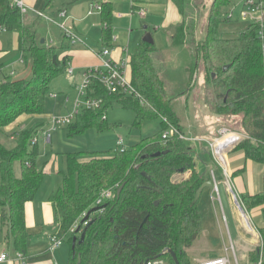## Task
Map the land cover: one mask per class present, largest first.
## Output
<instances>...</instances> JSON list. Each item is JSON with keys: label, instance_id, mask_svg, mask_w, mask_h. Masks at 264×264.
<instances>
[{"label": "trees", "instance_id": "obj_1", "mask_svg": "<svg viewBox=\"0 0 264 264\" xmlns=\"http://www.w3.org/2000/svg\"><path fill=\"white\" fill-rule=\"evenodd\" d=\"M52 1L46 0L44 11ZM76 1L62 4L58 12ZM91 1L101 6L99 18L104 27L100 45L109 47L113 36L112 3ZM171 1L182 20L173 29L170 45L193 58L186 68L187 82L179 96L185 95L198 74L203 73V81L215 98L214 113L240 118L239 131L244 139L235 150L243 151L246 160L262 165L263 188L255 195H241L239 200L247 213L260 209L264 218V71L255 30L245 27L235 36H223L222 26L233 22L227 21L224 8L235 0H213L203 38L198 41L194 23L198 0ZM41 20L36 16L26 24L10 0H0V32L16 34L19 57L30 67L27 78L5 77L0 82V224L12 251L21 255L26 253L28 237L26 206L35 200L45 179V173L37 167L38 143L32 144V139L41 135L43 125L36 123L11 132L6 129L22 116L43 115L50 84L64 75L69 66V58L60 54L67 46L46 44L38 34L36 26ZM156 51L154 43L141 42L130 56L131 85L139 98L110 94L98 80H92L87 98L101 99L99 108L81 109L72 124L64 127L69 137L91 129L105 131L107 110L113 103L134 113V128L152 120L161 124L158 134L141 138L124 150L116 148L106 155H64L66 171L49 202L62 236L77 226L67 240L71 250L66 264H145L155 259L175 264L166 254L169 250L175 253L178 264H192L186 249L203 230L198 206L203 192L196 204L192 205V201L208 180L207 164L213 162V157L207 143L197 152L189 141L179 138L185 137L183 126L151 59ZM169 126L177 134L163 140L162 134ZM86 156L89 159L82 160ZM243 172L244 169L235 171L232 178ZM107 190L113 191L112 198L96 204ZM86 215L88 219L82 221ZM82 233L84 239L80 242ZM258 233L261 248L248 257L250 263L261 260L264 264V225Z\"/></svg>", "mask_w": 264, "mask_h": 264}, {"label": "crops", "instance_id": "obj_2", "mask_svg": "<svg viewBox=\"0 0 264 264\" xmlns=\"http://www.w3.org/2000/svg\"><path fill=\"white\" fill-rule=\"evenodd\" d=\"M22 1L25 6L33 11L35 9L40 10L45 3V0ZM68 1L69 0H53V3L55 5L54 10H52L51 6L49 9L45 10L49 14H47L44 9L43 12L41 11V13H43L47 19H51L53 20V22H57V24H59V26H56L58 28L53 29L52 31L46 29L43 37H48L49 42L52 45L67 46L64 51L60 52V54L62 57L67 56L69 58L68 68L72 67L74 69L72 77L76 74V78L75 80H72L70 84L75 88V90L76 86L81 81V75L84 70L89 67L100 65V58L97 55L103 48H109V57L112 61L117 63H127L129 62L130 56L135 51L136 47L141 42H143V38L146 34L151 35L152 42L154 43L156 49L162 50L160 39V35H162V33H160V30L172 29L173 31V29L178 24H180L182 20L177 11V8L174 4H172L171 0H104L107 2H111L113 6V36L111 45L109 47H102L100 45V38L104 26L100 22V12H94L90 15L88 14L90 12V7L93 5L92 1L78 0L70 5L65 6L62 11L58 12V8ZM173 7L175 10H173ZM138 10H143L145 12L144 17L141 18L137 15ZM61 12L65 13L63 17L60 16ZM27 16L33 21L36 19V16H33L32 12H29ZM138 21H140V23H137ZM65 30L69 31L72 37H67L65 35ZM152 30L154 31L153 33ZM1 32L0 61L4 57H8L10 55L9 51L6 50V47L8 46H10L11 49H14L11 54L14 52V57H17V55L19 54L16 53V34L8 33L10 34V36H3L7 32ZM171 36L172 34H170L168 38L170 47H172L170 45ZM132 47L134 48L133 50H131ZM10 66L11 70L14 72L12 76H15V80L25 79L30 73L29 65L23 62L20 57L18 58V60L15 58L14 61H11ZM128 66L129 65H127L126 68ZM197 80H199V78ZM182 90H180L179 92H182ZM188 93H191V91H189ZM182 97H185V95H183ZM189 98L190 95L183 99V106L186 109L185 123H187L188 127L192 131L197 132V134L199 133L196 136H190V139L201 137L212 138L216 134V130L213 131V128L210 127V125L215 124L216 121L220 119V116L216 115L215 113L205 112L204 110L199 109L198 106L195 109L192 108L190 110V113H188L187 109L190 108L188 106V101L190 100ZM189 115H191L194 122H197H190ZM23 120H25L24 124L26 122L29 123L33 121L32 123H29L30 125L42 123V120L45 121V124H47L48 122V120L46 122V118H44L43 115L22 116L18 118L14 124L8 127L6 129V132L31 127L20 126L19 122ZM17 123L18 126H15L17 125ZM180 124H183L181 122V119ZM218 126L220 127V125ZM208 129L209 133H206ZM40 130L45 131L47 130V128L43 125ZM235 134H237V137L238 139H240V141H238L237 144L230 146L229 148L227 147L224 151L226 169L224 165L221 168L216 162V167H214L211 162L207 164L208 169L214 170L213 178L217 182V184L222 187L227 200V205L230 207L232 200H234V203H237L239 196L255 195L261 192L263 188L262 165L250 160H246L243 151L235 150V147L244 139V135L241 133V131L237 130ZM203 146L204 143L201 144L199 142H193V148L197 152H199L203 148ZM242 169H244V172L242 174L232 178V174L235 171ZM238 202L240 203V200ZM241 205L242 204H240V206ZM240 206L238 205L239 208ZM243 213L247 216L248 220L244 216V219L240 217V221L243 228L246 229L249 234H251V231L246 226H252L256 232H258V230L263 227L264 218L261 214L260 209L253 210L251 212V217L248 213H246L245 210ZM252 227L251 229L254 232ZM26 228L28 229V237L26 240L25 255H21L12 251V248L9 246L8 241L5 239V234H3V237H0L2 240L0 241V254L6 253L8 255L7 261L2 264L67 263V259L71 250V246L67 243L70 234L67 236L61 235L58 225L54 222L53 207L49 201L38 203L34 200L33 202L27 204ZM1 229L3 228L1 227ZM50 236H56L61 239L60 247L54 251L49 250ZM244 244L245 245L238 244L236 250L240 252V256L242 259L249 260L248 254L255 249L253 250L251 247H249L248 243ZM202 260L208 259H195L194 263Z\"/></svg>", "mask_w": 264, "mask_h": 264}, {"label": "rangeland", "instance_id": "obj_3", "mask_svg": "<svg viewBox=\"0 0 264 264\" xmlns=\"http://www.w3.org/2000/svg\"><path fill=\"white\" fill-rule=\"evenodd\" d=\"M212 1L213 0L197 1L198 7L196 8V12H194V15H196L193 16L195 18L194 23L196 25L195 39L198 41L203 38L206 20ZM45 3L40 10L35 9L34 11L43 12ZM51 6L52 10H54L55 5L53 1ZM229 8L230 6L225 7L224 11L226 12ZM173 10H175L174 7ZM45 12L47 13V11ZM33 16L35 15L33 14ZM24 20L26 24H30L33 21L32 19H29L27 15L24 16ZM137 23H140V21ZM56 26H59L57 22H53L51 19H42L41 21H38L36 27L38 29V34L40 36H44L46 29L52 31L53 29L58 28ZM245 27L246 26L244 23H242L240 20H236L230 24L222 26L221 33L225 37H232L235 36V34L242 32ZM153 32L154 31L152 30V33ZM172 32V29L160 30V33H162V35H160L162 50H157L156 52L152 53L151 59L165 83L168 94L173 99L177 114L183 123L182 126L184 135L187 139H190V136H196L199 133L197 134V132L192 131L188 127L187 123H185L186 109L183 106V99L190 95V100L188 101V106L190 108L187 109L188 113H190L192 108H197V106L199 109H202L205 112L214 113L212 103L215 101V98L213 96L212 90L207 85H205V82L203 81V73L202 75L198 74L200 81L197 80L195 84H192L193 87L185 92V97H182L181 95L179 96V91L185 88H183V85L187 82L186 68L193 62V58L189 53L187 55V53L169 46L168 38ZM10 34L7 32L3 36H10ZM42 39H40V42ZM45 39L46 44L50 45L49 38L47 37ZM133 49L134 48L132 47L131 50ZM6 50L9 51L11 56L9 55L8 57H4L0 61V82L5 77H11L15 79V76H11V74L14 72L11 70L10 63L11 61H14L15 58L17 60L19 58V55L14 57V52L11 54L14 49H11L10 46L6 47ZM16 53L18 54L17 50ZM69 69L74 71L72 67H69ZM73 77L70 78L67 73H65L64 75L56 78L50 84L49 93L45 102V113L43 114V117L46 118V122L47 120L49 121L51 117L68 116L69 113L72 112L73 105L78 95L75 88L70 84L72 80H75L76 74L73 75ZM125 80L128 84H131L129 66L125 69ZM189 91H191V93H188ZM52 95H56L57 98H53ZM106 117L108 129L105 131L91 129L80 136L69 137L67 130H65L64 127H57L56 129L49 131L50 142H45V139L41 136L38 137V149L40 155L37 160V167L38 169L43 170L45 173V179L35 198V202L40 203L49 201L50 195L59 187L62 179L61 174L65 173L66 171L64 155L76 152H98L106 155L108 154V151L119 148L117 147V142L119 139L123 140L124 146L127 148L141 138H147L158 134L161 129L159 120L146 121L140 126V128H134V113L130 110L123 109L117 103H113L112 106L107 110ZM189 117L190 122H197L192 120L191 115H189ZM25 120L19 122L20 126L29 127L34 125L29 124L33 121L29 123L26 122L24 124ZM239 120V117L227 118L220 116V119L216 121L215 124L210 125V127L213 128V131L216 130V134L210 139H216L218 136H220L219 131L221 129H226L232 133L237 132V130H240ZM41 122L42 125L47 128V130L51 129V127L48 126V122L47 124L44 123V120ZM218 125H220V127ZM15 126H18V123ZM208 131L209 129L206 131V133ZM7 143L11 144L10 141ZM189 144L191 147H193V142L189 141ZM88 159L89 156L82 158V160ZM215 162L217 163L213 157V162H211V164L214 167H216ZM222 163H224L226 166L225 155L222 156ZM219 166L222 168L221 165ZM15 169L16 174L18 175V165H16ZM213 174L214 170L209 169L208 180H214ZM231 202L232 203L230 207L227 205V200L222 187L218 184L217 190H215L214 187L206 188L204 190L198 205L203 223V231L193 243V245L186 249L192 264H194L195 259H215L225 256L226 253L229 255L232 264H236L234 255L236 256L235 258L237 264H253L250 263L249 260L242 259L240 252L236 250V247L238 244L245 245L244 243H248L249 247H251L253 250L257 249V232L252 226L251 227L253 228L254 232L250 226H246L250 229L251 234H249L246 229L243 228L240 217L244 219L245 216L247 219V216L241 210L239 211L240 214L238 216V205L236 202L234 203V200ZM248 214L251 217V212ZM3 234L4 232L3 229H1L0 224V237H3ZM0 241H2L1 238ZM231 245L233 246V252L230 250ZM226 249L228 250L227 252Z\"/></svg>", "mask_w": 264, "mask_h": 264}, {"label": "built area", "instance_id": "obj_4", "mask_svg": "<svg viewBox=\"0 0 264 264\" xmlns=\"http://www.w3.org/2000/svg\"><path fill=\"white\" fill-rule=\"evenodd\" d=\"M12 5L19 9L20 13L25 16L29 12H32L35 16L40 17L42 19H47L45 15L41 12H34L33 10L29 9L27 6L24 5L22 0H10ZM101 6L100 4H93L90 7L89 15L94 12H100ZM139 17H144L145 12L143 10H138L137 12ZM227 21H236L240 20L242 23L245 24L246 28H253L255 30L256 38L260 43V51L262 55V67L264 71V0H240L235 2L230 6V8L225 12ZM65 13L61 12L60 16H64ZM65 35L67 37H72L71 33L65 30ZM100 58V65L95 67H89L84 70L81 75V81L76 86L77 91V99L73 105V110L69 113L68 116H61V117H51L48 121V126L51 129L45 130L41 132V137L45 139V142H50V135L49 131L54 130L57 127H66L74 121L75 117L79 114L81 109L91 110L99 108L101 104V99L96 98H87V93L89 90V86L92 80H98L103 88L110 94H117L122 93L125 96H134L139 98L140 96L135 92L134 88L131 84H128L125 80V69L128 65L126 62L117 63L110 59V50L109 48H103L97 55ZM67 75L71 78L73 70L67 69ZM53 98H57L56 95H52ZM50 123V124H49ZM176 130L169 126L166 131L162 134V139L167 140L168 138L176 135ZM229 134H235L232 132L227 131L226 129H221L219 131V135L216 139L210 138H194V139H187L186 137L179 135V138L182 140H187L191 142H199V143H207L209 145L210 151L214 159L217 163L223 166L221 159L218 157L219 151H215V146L218 141L224 139ZM240 139H237L231 143V145H235ZM39 143L38 137H34L32 139V144ZM117 147L120 150H124L126 147L124 146V142L122 139H119L117 142ZM226 150V149H225ZM213 183V187L217 190V182L215 180H211ZM212 187V188H213ZM113 196L112 190L103 191L97 200L96 204H101L103 200L110 199ZM245 210V209H244ZM246 211V210H245ZM247 213V212H246ZM83 225H86L84 222ZM77 226L75 225L69 232V234L73 233L76 230ZM258 238V247L257 250L261 248V241L259 233L257 232ZM50 251H54L58 249L61 245V239L56 236H50ZM228 250L226 249V252ZM233 252V246H232ZM20 256V255H19ZM8 255L6 253L0 254V264L7 261ZM234 259L235 255H234ZM237 264V261H235ZM146 264H166L162 259H155L152 261H148ZM194 264H232V261L229 255L226 253L225 256L215 258V259H208L198 261ZM261 264V260L258 262Z\"/></svg>", "mask_w": 264, "mask_h": 264}, {"label": "water", "instance_id": "obj_5", "mask_svg": "<svg viewBox=\"0 0 264 264\" xmlns=\"http://www.w3.org/2000/svg\"><path fill=\"white\" fill-rule=\"evenodd\" d=\"M143 42L145 43H148V44H152V38H151V35L150 34H146L145 37L143 38ZM44 43V40H41V44ZM213 187V183L212 181H206L204 182L201 187L198 189V191L196 192L195 196H194V199L192 201V205L196 204L197 201L199 200L200 196H201V193L203 192V190H205L206 188H212ZM121 188L120 187L117 191V195H119L120 191H121ZM237 200V199H236ZM238 205L240 206V203L237 201ZM96 210V209H95ZM240 210H242L244 212V209H243V206L241 205L240 206ZM88 219V215H86L82 221H86ZM80 228L77 229V231H79ZM84 239V233L81 234V239H80V242H82ZM166 254H169L171 256V258L173 259L174 263L175 264H178V261H177V258H176V255L174 252L172 251H166ZM80 262V257H78V263ZM147 263V262H146ZM145 263V264H146Z\"/></svg>", "mask_w": 264, "mask_h": 264}, {"label": "bare ground", "instance_id": "obj_6", "mask_svg": "<svg viewBox=\"0 0 264 264\" xmlns=\"http://www.w3.org/2000/svg\"><path fill=\"white\" fill-rule=\"evenodd\" d=\"M237 139H238L237 134H229L224 139L217 142L214 150L219 151L218 157L221 159V162H222V156H224L223 154H224L225 149L227 147L229 148L230 146H232L231 143ZM222 164L224 165V167H226L224 163H222ZM238 209L240 211L239 207H238ZM239 214H240V212H239ZM230 250H232V245L230 246Z\"/></svg>", "mask_w": 264, "mask_h": 264}]
</instances>
